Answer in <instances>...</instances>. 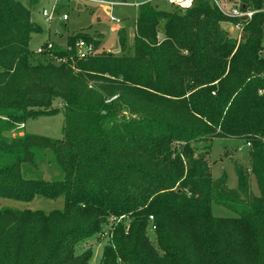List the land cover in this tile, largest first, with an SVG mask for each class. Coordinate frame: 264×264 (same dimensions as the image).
<instances>
[{
    "label": "trees",
    "instance_id": "obj_1",
    "mask_svg": "<svg viewBox=\"0 0 264 264\" xmlns=\"http://www.w3.org/2000/svg\"><path fill=\"white\" fill-rule=\"evenodd\" d=\"M36 4L0 0V202L63 197L64 206L0 211V264H91L93 252L76 249L110 215H128L130 225L118 227L103 264H264V0H241L258 12L238 49L221 28L238 20L213 0L172 12L143 3L131 48L118 32L120 54L83 34L35 54ZM80 41L94 53L78 58ZM55 98L61 139L19 129L57 112ZM217 138L250 145L257 195L245 168L235 189L225 175L212 179L211 146L200 154L192 146ZM43 161L60 178H33ZM212 204L235 215L216 218Z\"/></svg>",
    "mask_w": 264,
    "mask_h": 264
},
{
    "label": "rangeland",
    "instance_id": "obj_2",
    "mask_svg": "<svg viewBox=\"0 0 264 264\" xmlns=\"http://www.w3.org/2000/svg\"><path fill=\"white\" fill-rule=\"evenodd\" d=\"M97 1L100 0H37L31 19L41 26L42 32L33 35L30 48L36 51L38 47L44 45L48 41L53 45L55 44L58 47L65 48L67 45V37L70 34H83L92 38H102L101 48H104L108 52L120 54L121 48L119 46L118 32L121 29L123 30L127 38V47L131 48L133 45L139 5L151 2L153 6L157 5L160 10H166L168 12L174 11L165 0H101L123 3L111 7V16L120 21V24H116L112 22L110 17L106 14L104 5L99 4ZM221 3H223L222 5L224 8H227V1L222 0ZM235 3H239V0H236ZM44 10L53 13V19L51 21H48L43 16L42 13ZM65 15L68 17L67 20L63 19ZM231 24L232 23L222 22L221 28L236 41L235 48L238 49V47L242 46V43L247 42L249 39L242 38L243 31L241 33V31L234 29ZM247 35L251 36L250 33ZM262 44L263 52H258L257 55L264 59V38ZM52 108L57 109V112L27 119L21 130L29 135L46 137L52 140L61 139L63 137L65 117L62 102L59 98L53 100ZM15 136H17L16 133L13 134V137ZM209 146L211 147L208 156V166L213 180L225 175L227 178V186L230 189H235L238 184L236 169L242 167L247 169L251 175L249 184L250 193L254 195L259 193L255 176L252 174L249 166L247 155L249 147H246L244 140L238 138H217L211 142L194 144L192 147L196 150L197 154H200L205 152ZM51 169L48 162H39L38 170L33 172L32 177L47 180L60 178V174ZM63 206V197H59L55 200L35 197L31 202L27 203L16 200H3L0 202V211L11 208L16 210H41L48 213L54 210H62ZM212 214L216 218H230L235 215L231 210L218 204H212ZM111 216L113 215H110L109 218ZM128 218L129 216L119 225L112 227V230L110 229L111 232L109 231L110 234L108 233L106 235V232H104L105 227L102 228L99 233L80 243L76 249V253L79 255L82 252L91 250L93 252L91 264H103V250L105 247L115 243L116 238H118L116 236L120 233L118 229L120 225H124L126 232H128L130 225V220ZM44 240H46V238Z\"/></svg>",
    "mask_w": 264,
    "mask_h": 264
},
{
    "label": "built area",
    "instance_id": "obj_3",
    "mask_svg": "<svg viewBox=\"0 0 264 264\" xmlns=\"http://www.w3.org/2000/svg\"><path fill=\"white\" fill-rule=\"evenodd\" d=\"M214 3L216 4V6L219 8V10L228 18L233 19V20H238L237 23L235 24H231L233 25L234 29L238 30V31H243V28L245 26V24L248 23V21H250L252 19V17L258 12L256 10H252V9H241V0H239V3H228L227 2V8L222 5L223 3H221L222 0H213ZM99 4L104 5V10L106 12V14L110 17L111 21L116 23V24H120V21L118 19H114L111 16V12H112V6L116 5V4H123V3H113V2H109V1H97ZM165 2L171 6V7H175V8H179L182 10H187L189 8L192 7L194 0H165ZM56 8V5H55ZM43 16L48 20L51 21L53 19V13H49L47 10L43 11ZM64 20H67L68 17L67 15L63 16ZM54 45L51 42H47L44 45L38 47L36 49L35 54H43L44 52H49L53 49ZM76 50H75V55L82 59L85 58L87 56H90L94 53V47L92 44H88L85 41H80L76 44ZM57 62H64L65 59H60L58 58L56 60ZM23 124L19 126V129L23 128ZM20 135H22L20 133ZM250 145L248 144L247 147H249ZM128 216H111L109 218L108 223L105 225L104 228V232H106V235L111 232V228L119 225L121 222H123L125 219H127ZM150 219L152 220V217H150ZM111 229V230H110ZM154 229V227H153ZM110 231V232H109Z\"/></svg>",
    "mask_w": 264,
    "mask_h": 264
},
{
    "label": "crops",
    "instance_id": "obj_4",
    "mask_svg": "<svg viewBox=\"0 0 264 264\" xmlns=\"http://www.w3.org/2000/svg\"><path fill=\"white\" fill-rule=\"evenodd\" d=\"M49 42V41H48ZM21 134H23V133H21Z\"/></svg>",
    "mask_w": 264,
    "mask_h": 264
}]
</instances>
